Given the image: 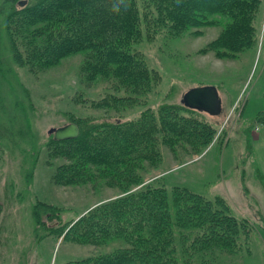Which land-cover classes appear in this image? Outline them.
I'll list each match as a JSON object with an SVG mask.
<instances>
[{
    "label": "rangeland",
    "instance_id": "1",
    "mask_svg": "<svg viewBox=\"0 0 264 264\" xmlns=\"http://www.w3.org/2000/svg\"><path fill=\"white\" fill-rule=\"evenodd\" d=\"M157 1L136 0L139 34L130 50L139 54L151 74L137 88L108 69L113 66L91 68L87 61L93 52L87 48L49 64L45 55L19 43L24 64L11 59L9 79L15 98L27 109L29 129L25 141L0 147V264H61L125 245L120 238L81 242L63 233L95 205L147 183L163 185L169 195L176 184L184 186L213 207L223 202L243 225L230 248L210 249L194 244L201 228H173L178 264H264V124L254 120L264 107V0L249 10L252 40L247 42L239 31L232 45L219 42L232 22L226 12L202 10L205 17L197 12L199 23L178 28L159 14ZM197 4L202 7L200 0ZM202 84L216 85L219 113L187 111L181 102L185 90ZM2 89L12 101L5 83ZM176 106L183 107L175 113L179 119L195 117L214 128L208 142L198 143L162 125L163 107ZM143 120L142 129L156 128L144 131L138 152L131 154L129 165L142 181L128 190L121 188L126 181L117 178L118 172L102 163H77L64 154L67 144L53 145L48 132L75 121L84 128L95 126L92 135L103 137L110 132L107 124L127 128ZM59 166L74 173L71 181H55ZM37 201L42 203L39 222L33 211ZM55 226H60L57 232L50 231Z\"/></svg>",
    "mask_w": 264,
    "mask_h": 264
},
{
    "label": "trees",
    "instance_id": "2",
    "mask_svg": "<svg viewBox=\"0 0 264 264\" xmlns=\"http://www.w3.org/2000/svg\"><path fill=\"white\" fill-rule=\"evenodd\" d=\"M18 1L0 0V147L14 145L28 135L27 109L22 99L18 96L15 98L9 79V74L13 71L9 67V61L12 59L17 65L24 64L19 43L29 44L27 48H31L37 55H45V62L49 64L87 48L93 52L87 61L88 65L92 63L90 67L93 69L113 66L108 69H113L116 76L136 88L143 80L148 82L151 79L150 71L139 54L130 50L131 42L139 34L136 0H131L130 9L120 15L110 13V0H26L20 6ZM200 2L202 7H198L197 0H159L156 7L159 14L178 28L195 25L198 22L197 16L200 15L198 13L205 17V13L211 11L226 12L232 22L220 35L219 42L224 45L236 43L239 31L245 35L247 42L252 40L254 32L248 22L249 10L255 8L259 0ZM3 44L9 52V60L3 55ZM3 83L8 88L12 101L3 92ZM181 108L183 109L182 106H176L166 110L163 107L162 125L168 124L167 128L171 132L178 135L184 132L190 138L194 137L198 143L208 142L214 128L191 116L187 118L180 115V120L175 113L182 111ZM186 109L195 111L189 107ZM254 120L264 124V107L256 111ZM144 122L136 121L127 128L122 124H107L110 132L103 137L92 135L95 126L84 128L76 122L79 127L76 137L52 139V143L67 144L64 154L74 157L77 163L107 165L108 171L118 172L117 178L126 181L121 188L128 190L131 184L142 181L135 173V167L129 165L134 160L131 154L138 152V143L143 142L144 131L156 128L155 124L154 128L151 126L144 130L140 125ZM119 164L126 165L122 168ZM112 166L119 167L114 171L110 169ZM111 174L115 176V173ZM73 176L74 173L64 172L63 166H59L55 181L69 182ZM40 202L34 204L33 210L38 222L40 218L37 216V209L42 204ZM219 205L221 208L213 207L201 194L178 184L169 195L163 185L147 183L95 205L72 222L63 233L65 238L81 242L103 243L107 239L120 238L125 245L108 253L66 260L61 264H178L177 248L172 243L173 228H201V232L194 238L198 249L230 248V243L243 225L223 202ZM55 227L49 228L50 231L57 232L60 226ZM187 264L199 263L189 260ZM201 264L207 263L202 260Z\"/></svg>",
    "mask_w": 264,
    "mask_h": 264
},
{
    "label": "water",
    "instance_id": "3",
    "mask_svg": "<svg viewBox=\"0 0 264 264\" xmlns=\"http://www.w3.org/2000/svg\"><path fill=\"white\" fill-rule=\"evenodd\" d=\"M25 1L19 0L18 4L22 5ZM181 102L187 107L202 110L209 114H217L221 110V97L214 84L189 87L182 94ZM48 132H52L54 139L62 140L76 137L79 133V127L74 121H70L63 125L49 128Z\"/></svg>",
    "mask_w": 264,
    "mask_h": 264
},
{
    "label": "clouds",
    "instance_id": "4",
    "mask_svg": "<svg viewBox=\"0 0 264 264\" xmlns=\"http://www.w3.org/2000/svg\"><path fill=\"white\" fill-rule=\"evenodd\" d=\"M130 7L131 0H110L109 11L113 15H120L122 12H127Z\"/></svg>",
    "mask_w": 264,
    "mask_h": 264
}]
</instances>
